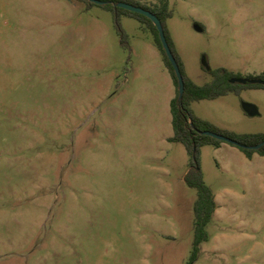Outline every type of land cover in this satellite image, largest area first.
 Listing matches in <instances>:
<instances>
[{
    "label": "rangeland",
    "instance_id": "374dc122",
    "mask_svg": "<svg viewBox=\"0 0 264 264\" xmlns=\"http://www.w3.org/2000/svg\"><path fill=\"white\" fill-rule=\"evenodd\" d=\"M167 1L197 84L220 68L264 73V0ZM120 26L123 42L112 11L77 0H0V264L189 263L197 191L184 182L186 148L163 140L169 74L143 22L122 15ZM236 88L191 108L264 133V88ZM225 144L200 153L206 184L225 199L194 264H264V157Z\"/></svg>",
    "mask_w": 264,
    "mask_h": 264
},
{
    "label": "trees",
    "instance_id": "16d2710c",
    "mask_svg": "<svg viewBox=\"0 0 264 264\" xmlns=\"http://www.w3.org/2000/svg\"><path fill=\"white\" fill-rule=\"evenodd\" d=\"M77 1L84 2L86 4V8H91L98 5L106 10L112 11L115 16V21L119 31L122 34L121 42L124 41V33L120 26V18L122 15L137 18L143 22L154 35V43L160 50L163 56L164 64L170 72L176 87V95L171 101V115L174 134L171 138H169V141L183 144L186 148L190 156V168L185 176V183L190 188H193L197 191V200L194 205V244L192 256L188 263L194 264L198 260L201 244L209 240V232L207 227L211 223L216 210L214 192L212 188L206 184L203 171L200 167L201 148L206 145L220 147L223 143L220 140L205 135L204 132L212 131L236 140L242 146H234L241 150L249 159H252L254 154H259L260 156L264 157V146L258 150L246 148L248 146L257 145L264 142V133H236L221 129L209 120L199 117L192 110L191 106L194 102L201 100H214L219 97L226 96L231 92H238L239 90L236 88L238 83H232L231 79H233L235 75L223 68L214 71L210 70L213 74V79L210 83H206L204 85L197 84L187 75L183 60L176 49L175 43L166 24V21L173 16V12L170 10L167 0H160V5L157 8L142 5L136 0H100L105 2L101 5L94 3L91 0ZM119 2H127L143 7L152 11L161 19L168 43L179 64L185 81V90L182 102L180 100L178 78L176 76L175 69L163 47L158 29L148 17L117 7L116 4ZM257 78L264 80V73L256 77H250L249 79ZM243 86L250 88H264V84L260 83H245Z\"/></svg>",
    "mask_w": 264,
    "mask_h": 264
},
{
    "label": "water",
    "instance_id": "95a60500",
    "mask_svg": "<svg viewBox=\"0 0 264 264\" xmlns=\"http://www.w3.org/2000/svg\"><path fill=\"white\" fill-rule=\"evenodd\" d=\"M91 1L94 2V3H97L99 5L105 3V2L100 1V0H91ZM116 5L119 8L126 9V10H129V11L144 15V16H146V17H148L149 19L152 20V22L154 23V25L156 26V28L159 31L160 39L162 41L163 47H164V49L166 51V54H167L170 62L172 63V65H173V67L175 69L176 76L178 78V83H179L180 100L182 102V98H183V94H184V90H185V81H184L181 69L179 67V64H178V62H177V60H176V58H175V56H174V54H173V52H172V50L170 48V45L168 43V40H167V37H166V34H165V30H164V26L162 24L161 19L155 13H153L152 11L147 10V9H145L143 7H140V6L133 5L131 3L119 2ZM195 28L198 31H202L203 30V28L199 24H196ZM206 67H207V65H206ZM207 69H209V68H207ZM231 82L232 83H242V84H245V83H254V84L255 83H260V84H264V80L263 79H259V78H257V79L233 78V79H231ZM243 109L250 116H255V115H257L259 113L258 108L256 106L252 105V104H249V103H245L243 105ZM204 134L207 135V136L213 137V138H215L217 140H220L223 143H229V144H232V145H235V146H242L236 140H234V139H232L230 137H227L225 135H222V134H218V133H215V132H212V131H206V132H204ZM263 146H264V142L259 143L257 145L248 146L246 148H250V149H253V150H258V149L262 148Z\"/></svg>",
    "mask_w": 264,
    "mask_h": 264
},
{
    "label": "crops",
    "instance_id": "0c3cea01",
    "mask_svg": "<svg viewBox=\"0 0 264 264\" xmlns=\"http://www.w3.org/2000/svg\"><path fill=\"white\" fill-rule=\"evenodd\" d=\"M148 52H150L154 57H156L159 53H157V52H160V50L157 48V46L155 45V43H154V40L152 41V42H149L148 43ZM157 49H158V51H157ZM178 51V50H177ZM179 53V55L181 56V58H182V60H183V63H184V66H185V69H186V72H187V75L191 78V76L189 75V72L187 71V67H186V63H185V60H184V58H183V56L181 55V53L180 52H178ZM160 54H161V52H160ZM161 57H162V60H163V56H162V54H161ZM163 63H164V61H163ZM164 66H165V64H164ZM165 68H166V66H165ZM166 70L168 71V69L166 68ZM168 74L169 75H167V73H166V71H163V78H162V83H168V89H169V112H170V125L172 126V133H170V134H166L164 137H163V140H164V142H166V143H168V144H173V143H175V142H171V141H169V138H171L172 136H173V134H174V131H173V125H172V115H171V101H172V99L175 97V95H176V87H175V84H174V81H173V78H172V76H171V74H170V72L168 71ZM192 79V78H191ZM193 80V79H192ZM194 81V80H193ZM211 81H209V82H205V83H210ZM160 83V82H159ZM223 97V96H222ZM202 118V117H201ZM203 119H205V118H203ZM207 120V119H206ZM210 121V120H209ZM211 122V121H210ZM212 123L213 124H215L217 127H219V128H221V129H225V130H228V131H232V132H235V131H233V130H231L229 127H227V126H224V125H221V124H218L217 122H215V121H212ZM236 133H239V132H236ZM212 146V145H211ZM203 147H205V146H203ZM202 147V148H203ZM215 147V146H214ZM202 148H201V150H202ZM216 148V150H218V151H220V150H223V149H228L229 147H228V145H226L225 143H222L221 144V146L220 147H215ZM241 151V150H240ZM245 155V154H244ZM255 155L256 154H254L253 155V158H255ZM259 155V154H258ZM246 156V155H245ZM247 158V157H246ZM252 158V159H253ZM249 159V158H248ZM252 159H250V160H252ZM189 168H190V166H188V170H187V172H186V174L188 173V171H189ZM186 174H185V176H186ZM185 176H184V182H185ZM214 192V191H213ZM214 196H215V201H216V210H215V212H214V215H213V217L215 218V219H219V221H221V217H222V215H223V212H222V210H221V207H222V204H223V199H225V197H224V194L223 193H221V192H219L218 194L217 193H215L214 192ZM214 218H212V219H214Z\"/></svg>",
    "mask_w": 264,
    "mask_h": 264
}]
</instances>
